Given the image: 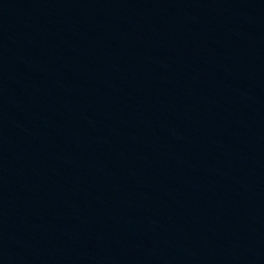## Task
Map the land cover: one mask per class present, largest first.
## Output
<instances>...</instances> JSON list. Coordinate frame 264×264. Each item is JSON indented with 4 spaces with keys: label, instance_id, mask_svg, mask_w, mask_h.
<instances>
[{
    "label": "water",
    "instance_id": "obj_1",
    "mask_svg": "<svg viewBox=\"0 0 264 264\" xmlns=\"http://www.w3.org/2000/svg\"><path fill=\"white\" fill-rule=\"evenodd\" d=\"M0 264H264V0H0Z\"/></svg>",
    "mask_w": 264,
    "mask_h": 264
}]
</instances>
